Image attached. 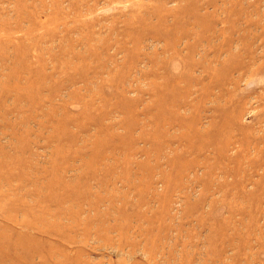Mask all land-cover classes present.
<instances>
[{"label":"rangeland","instance_id":"1","mask_svg":"<svg viewBox=\"0 0 264 264\" xmlns=\"http://www.w3.org/2000/svg\"><path fill=\"white\" fill-rule=\"evenodd\" d=\"M0 264H264V0H0Z\"/></svg>","mask_w":264,"mask_h":264}]
</instances>
